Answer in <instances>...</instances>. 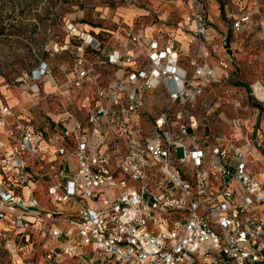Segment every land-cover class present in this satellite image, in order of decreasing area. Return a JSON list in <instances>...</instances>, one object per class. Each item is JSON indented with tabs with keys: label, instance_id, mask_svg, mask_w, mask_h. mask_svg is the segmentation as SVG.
<instances>
[{
	"label": "built area",
	"instance_id": "1",
	"mask_svg": "<svg viewBox=\"0 0 264 264\" xmlns=\"http://www.w3.org/2000/svg\"><path fill=\"white\" fill-rule=\"evenodd\" d=\"M250 23L242 12L231 29ZM184 26L199 44L189 74L161 37L118 26L105 51L96 33L67 25L70 87L93 82L86 52L117 69L85 127L0 107V236L11 264H264V107L242 143L197 135L191 108L216 76L201 62L212 36L202 0H191ZM49 71L41 61L30 78ZM258 82L264 89V71ZM156 88L168 102L146 128L139 114Z\"/></svg>",
	"mask_w": 264,
	"mask_h": 264
},
{
	"label": "rangeland",
	"instance_id": "2",
	"mask_svg": "<svg viewBox=\"0 0 264 264\" xmlns=\"http://www.w3.org/2000/svg\"><path fill=\"white\" fill-rule=\"evenodd\" d=\"M202 2L212 36L201 62L211 66L216 76L203 87L191 108L198 119L197 135L210 142L242 143L264 107L251 88L264 71V0ZM190 5L191 0H0V107L10 105L16 116L26 110L34 124L71 128L79 122L85 127L97 89L111 82L117 69L105 63L102 55L86 52L93 63V82L70 87L75 58L67 31L70 23L96 33L105 51L113 42L111 31L118 26L161 37L163 42L174 43L180 65L189 74L199 45L190 26H184ZM242 12L251 13L250 25L232 30L231 21ZM67 42L68 48L59 50ZM41 61L50 71L36 82L30 74ZM33 84L39 91H29ZM167 99L163 88L146 94L139 114L142 126L151 125V118L159 114ZM13 126L10 123L11 132ZM39 198L45 203V195L40 193ZM11 258L0 236V264H11Z\"/></svg>",
	"mask_w": 264,
	"mask_h": 264
},
{
	"label": "bare ground",
	"instance_id": "3",
	"mask_svg": "<svg viewBox=\"0 0 264 264\" xmlns=\"http://www.w3.org/2000/svg\"><path fill=\"white\" fill-rule=\"evenodd\" d=\"M184 42L187 43L185 40H184ZM182 44H184V43H182ZM253 86L255 88V93L257 95L259 93L260 95H258V96L264 97V89L260 88L259 83H253Z\"/></svg>",
	"mask_w": 264,
	"mask_h": 264
},
{
	"label": "crops",
	"instance_id": "4",
	"mask_svg": "<svg viewBox=\"0 0 264 264\" xmlns=\"http://www.w3.org/2000/svg\"><path fill=\"white\" fill-rule=\"evenodd\" d=\"M178 37H180V36H178ZM18 103H21V105H23L24 103H26V101H19ZM3 136H5L4 129L0 128V137H3Z\"/></svg>",
	"mask_w": 264,
	"mask_h": 264
}]
</instances>
